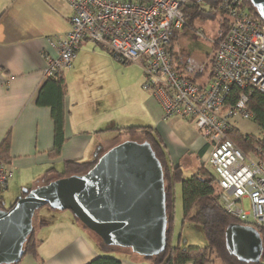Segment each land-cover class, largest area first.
<instances>
[{
  "label": "crops",
  "instance_id": "crops-1",
  "mask_svg": "<svg viewBox=\"0 0 264 264\" xmlns=\"http://www.w3.org/2000/svg\"><path fill=\"white\" fill-rule=\"evenodd\" d=\"M72 17L67 0H0V145L9 134L6 164L12 172L0 199L4 206L7 201L14 205L23 190L38 187L48 171L60 174L67 162H94L120 143L141 137L124 128L156 129L171 162L184 172L193 164L191 156L197 154L204 162L208 158L209 146L201 131L197 129L200 135L194 141L178 137L171 130L178 122L165 118L158 102L140 86L136 89L141 81L138 69L130 68L127 74L106 47L88 40L81 43L72 68L64 70L66 141L61 154L51 156V109L36 101L46 81L47 58L58 54L52 42L67 35ZM126 78L131 83L128 93L123 89ZM209 80L198 84L205 86ZM136 91L143 97L138 104ZM127 135L132 138L124 140ZM50 211L56 215L54 221L35 224L38 257L24 256L20 264H87L102 254L96 235L72 212ZM129 251L117 252L122 264H152Z\"/></svg>",
  "mask_w": 264,
  "mask_h": 264
},
{
  "label": "built area",
  "instance_id": "built-area-1",
  "mask_svg": "<svg viewBox=\"0 0 264 264\" xmlns=\"http://www.w3.org/2000/svg\"><path fill=\"white\" fill-rule=\"evenodd\" d=\"M67 1L73 11L70 30L52 42L58 54L47 58L45 77L72 68L87 40L106 47L119 63L140 65L147 77L144 89L165 118L179 117L202 132L224 209L241 224L264 228V151L245 154L229 139L236 119H254L250 92L264 95V21L248 11L245 0L223 2L230 27L215 49L212 76L201 86L175 68L169 47L170 33L187 24L186 8L203 0ZM11 178L0 154V193ZM245 199L250 212L243 209Z\"/></svg>",
  "mask_w": 264,
  "mask_h": 264
},
{
  "label": "water",
  "instance_id": "water-1",
  "mask_svg": "<svg viewBox=\"0 0 264 264\" xmlns=\"http://www.w3.org/2000/svg\"><path fill=\"white\" fill-rule=\"evenodd\" d=\"M264 21V0H250ZM17 202L0 208V264H19L34 230L38 210L71 211L105 244L153 257L167 246V207L163 166L148 141H125L102 155L82 175L23 190ZM229 253L259 263L264 245L250 224H231L225 233Z\"/></svg>",
  "mask_w": 264,
  "mask_h": 264
},
{
  "label": "trees",
  "instance_id": "trees-1",
  "mask_svg": "<svg viewBox=\"0 0 264 264\" xmlns=\"http://www.w3.org/2000/svg\"><path fill=\"white\" fill-rule=\"evenodd\" d=\"M224 1L225 0H203L186 8L187 24L185 28H193L197 19L207 17L208 13L218 11L223 12L222 4ZM245 6L252 15L260 18L250 0H245ZM205 9L208 10L207 14L205 13V11H207ZM225 20L226 21L223 20L221 22V31H223V33L219 38V42L225 37L230 27L229 18H226ZM178 34L179 31H172L170 33L169 50L173 62V56L175 55L174 44L178 39ZM202 75L203 72L199 71L194 77H186V79L197 83L196 79ZM211 76L212 73L210 78ZM237 93L238 91L235 90L234 99L237 97ZM250 93L251 97L248 107L254 114L255 122L263 132V138L243 134L235 128L229 134V139L245 154H249L250 151L254 152L257 148L263 149L264 151V95L256 90H252ZM66 96L67 83L64 71H60L51 77H46V81L38 91L36 103L38 106L49 107L51 109L52 120L54 123V147L51 151L52 157H58L61 154L62 147L66 141L64 134ZM122 129L123 128H121V130ZM124 129L127 133H136V135L143 136L151 144L164 171L168 219L167 246L165 251L157 256L142 258L149 260L152 264H264V253L263 258L259 263H244L229 253L225 242L226 229L231 224L241 222L229 214L222 206L218 180L213 172L207 171L202 166L193 175L186 178L183 167L181 165H174L171 162L165 143L156 129L151 127H131ZM9 149L10 135L8 134L0 145V154L5 162L7 161ZM200 155L202 156V153ZM98 160L99 158L91 163L67 162L64 171L60 174L54 172L53 169L48 171L46 178L39 184V186L49 184L60 178L85 174L95 166ZM178 184L181 185L182 190L183 227L186 224H199L207 241L205 247H185L180 244L176 246L173 244L175 234V190ZM22 196H24V194ZM0 208H6L1 201ZM76 220L82 224L79 219L76 218ZM82 226L84 225L82 224ZM258 230L261 234L264 245V228H258ZM35 233L36 227L34 224L33 233L24 247L25 256L32 255L35 258L38 257L37 250L40 240L37 239ZM97 239L102 254L87 264H122V260L118 257L112 256V254L123 249L109 246L99 237H97Z\"/></svg>",
  "mask_w": 264,
  "mask_h": 264
},
{
  "label": "rangeland",
  "instance_id": "rangeland-1",
  "mask_svg": "<svg viewBox=\"0 0 264 264\" xmlns=\"http://www.w3.org/2000/svg\"><path fill=\"white\" fill-rule=\"evenodd\" d=\"M207 10V9H205ZM208 10L205 11L207 14ZM228 18L226 13L223 11L208 13L207 17L197 19L193 28L187 27L181 31H179L178 39L175 42V55L174 66L177 70L184 72L185 75L194 77L197 72L202 71L203 75L197 78L196 82L201 83L210 79V75L212 73V60L215 56V49L219 43V38L222 35L223 31H221V22ZM230 24V22H229ZM121 66H124V70L127 72L130 68H136L140 71L141 81L140 84L136 85V89L140 86V90L149 96H152V93L144 89V85L147 81V77L142 69V67L138 64H123L119 63ZM127 74H129L127 72ZM132 81V79H131ZM129 85L127 86V84ZM125 87L123 88L124 93H128L129 87L131 86L130 80L128 78L125 79ZM154 98V97H153ZM155 99V98H154ZM143 100L142 94L136 91V102L140 103ZM169 119L175 120L178 123H174L171 127V130L180 137L187 138L189 141H194L195 138L198 137L199 132L194 124L187 122L179 117H171ZM235 129H238L241 133L247 135H253L257 138H263V132L257 125L254 119L244 120L242 118L236 119L234 122ZM201 133V132H200ZM202 134V133H201ZM137 136V135H136ZM132 137L127 135L124 139L130 140ZM127 141V140H126ZM137 142L147 141L143 136L136 137ZM125 142V141H124ZM258 149V148H257ZM260 149V148H259ZM253 152V151H252ZM251 153V151L249 152ZM193 159V164H189L185 170V177H189L195 173L200 167H204L207 171L213 172L211 167L205 161H201L198 155L191 156ZM187 175V176H186ZM6 191L0 193V199ZM10 202H6V208L10 207ZM243 209L247 212H250L251 206L250 201L248 199L244 200ZM49 207H43L38 210L34 217V224H39L41 222H52L54 221ZM56 212V211H55ZM63 212H71V211H63ZM57 214V213H53ZM183 207H182V190L181 185L178 184L175 190V230H174V239L173 244L176 246L180 244L181 246H198L205 247L207 245V241L203 235L202 228L199 224H186L183 227ZM250 222V219L247 221ZM121 251V250H118ZM133 256L134 253L129 251ZM114 257H119V253L112 254ZM192 264V263H188Z\"/></svg>",
  "mask_w": 264,
  "mask_h": 264
}]
</instances>
